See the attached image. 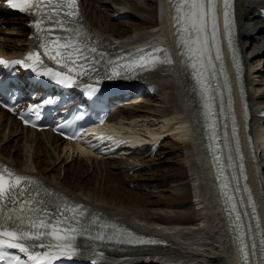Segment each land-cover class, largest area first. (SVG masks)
Wrapping results in <instances>:
<instances>
[{
	"label": "bare ground",
	"instance_id": "6f19581e",
	"mask_svg": "<svg viewBox=\"0 0 264 264\" xmlns=\"http://www.w3.org/2000/svg\"><path fill=\"white\" fill-rule=\"evenodd\" d=\"M117 2L116 5L128 4V9L125 8L117 11L115 8H108L106 12H102L101 9L105 6L104 1L96 0L93 6L88 5L87 10H89L88 13L91 15V20L95 17L99 18L103 23L106 22L105 16H111V13L121 14L134 12L143 15V21H141V24H135V36H132L133 38L130 36L126 39H119V42H130L132 39H147L149 33L155 35V29L158 26H162L164 23V20H160V0H118ZM239 4L243 7L240 18L245 25L244 29L241 31L242 38L247 43V36H252L255 30L262 28V32H259L257 36L260 39H264V21L258 18L253 11L255 8L264 7V0H239ZM120 6L122 7V5ZM4 20L5 22L12 21L10 24H14L15 21L18 22L16 23L18 32H21L23 37L26 38V40H24L25 42H31L29 39L30 30L24 18L10 16L7 13L4 14ZM89 24L101 37L108 38L107 32L97 28L98 26H94L90 22ZM105 24L107 25V23ZM114 28V32L121 35V37L127 32L120 28ZM9 31H12L11 27L0 29V38L5 40V42H0V50L5 54H14L25 49L23 48L24 44L17 46V44L11 43V39H6L5 37L2 38L1 34L8 33ZM109 31L110 30L108 29V32ZM260 35H263V38ZM107 46H110V44ZM144 75H148L147 78H145L146 82H143L147 86H155L152 82H156L159 85L163 83L165 85V88L169 91V106L164 109H138L133 111L121 108L122 110L116 111L111 117V120H116L120 116H128V119H133L134 121H146L151 119L156 121L154 125H158V128L151 129L147 127L146 131H141L142 133L161 129L163 133L155 136V140H159L163 136L171 134L176 142H178L176 143V148L181 149L182 154L180 155L179 153L178 157L182 159H178L175 163H164L165 160H163L157 167V170L155 168V172H159L157 173L158 175H156L157 183L161 185L168 181V178H166L165 175H162L163 171L177 170L179 172V174H177L178 172L176 174L173 173L174 175L172 176V182H175L176 184L173 186L168 185L166 189L162 190L164 191V195H160L167 199V201L165 199V203L172 202L171 204L174 205L177 210L170 211L168 215L159 214L152 207L147 208V206L152 203H160L159 199H153V201L150 200L147 202L144 199L145 197L142 198L139 193L131 192L132 194L130 193V196L126 193V188L123 189V187H119L120 185H126L128 183V186L129 184H133L143 188L150 183H154V181L147 183L141 182L136 179L135 176H130L132 169H129L126 172H113L112 170L103 172V170H101V174L106 173V178H104V175L102 174L103 178H101V180L103 179L109 184V186H106L104 189L98 188L97 181L91 176L89 181L82 183L81 185H71L65 181L59 182L58 177L54 176L53 180L59 182H55L54 184L61 192H70L71 194L68 195L75 201H85L91 204L93 208L101 209L104 212L131 224L140 231L156 233L171 240V245L166 247H144L136 249L131 255L137 258V264L139 262V264L151 263V261L148 260H155L153 263L156 262L158 264H241V253L237 248L234 229L227 222L228 220L226 221L225 219L226 217L222 211L223 204L220 194L216 192L214 178L211 172L206 168L204 140L196 126L188 124V121L184 120L185 117L189 116L188 109H190L191 103L185 99V96L190 91V85L192 82L189 80L186 73L184 74L177 65L163 66L155 71H148ZM127 85H134V80L125 84V86ZM258 96H261L260 103H264V94H259ZM140 99L143 100V98ZM252 109L256 111L257 108L253 107ZM182 111H185V113H182ZM0 119L3 120L4 118L0 116ZM6 120H9L10 122L8 123L13 125L16 123V121L10 117L6 118ZM11 121H13V123ZM252 128L253 133L256 136V141L262 144L260 150L263 151L264 156V120L262 118L254 117ZM122 129L125 130V128L122 127L119 128V130L113 128V136L122 139L128 137L123 135ZM126 129L133 131L131 127ZM21 132L24 134L27 133V135L20 137L17 140V146L20 147L21 152L13 154L8 147H1L0 155L15 164L22 171L36 172L43 177H47L49 174L46 175L47 173L41 169L39 158L36 159V156L41 158L40 153H45L48 157L46 159H51L55 152L58 154L59 150L61 152L64 149H71L77 154L72 145L67 144L66 146L65 143L60 142L57 137L52 136L48 132H45V134L48 135H45V139L29 130L21 129ZM28 133H30V135H28ZM130 138L141 140L134 134H131ZM156 143L158 144V141L147 142V146L142 150L147 149V147L155 149L157 148ZM62 145L63 147L61 148ZM50 148H53L52 153H50ZM82 154L77 155L87 157L90 160L95 156L96 160L98 158L97 154L91 155L84 150H82ZM46 159L42 161L49 165ZM166 160L171 161L173 159ZM56 161L57 160L54 159L53 162L56 163ZM135 161L138 160L136 159L134 162ZM52 165L53 164L49 165V168H51ZM86 168L89 167L79 162L78 171L75 169L72 170L71 167H66L64 172L65 175L72 180H78L79 174L84 173ZM59 170V168L56 169L52 166V171ZM88 170H90V168ZM189 172L192 174H189ZM127 177H129L127 179L128 182H125L124 180ZM252 182L254 185V193L259 204L258 216L260 218L261 228L264 230V188L263 190H258L256 182L254 180H252ZM110 183L113 186L110 185ZM150 186L151 185H149V187ZM123 191L125 192L122 193ZM194 193V197L199 205V208H197L199 212L197 211V213L191 208L193 205L191 198ZM203 235L213 242H216V245L212 246V250L203 248L201 245L202 243L198 244L197 240L201 237L203 239ZM145 257L146 259L144 260Z\"/></svg>",
	"mask_w": 264,
	"mask_h": 264
},
{
	"label": "snow or ice",
	"instance_id": "6c2138e0",
	"mask_svg": "<svg viewBox=\"0 0 264 264\" xmlns=\"http://www.w3.org/2000/svg\"><path fill=\"white\" fill-rule=\"evenodd\" d=\"M9 6L19 10L21 13L34 14L33 27L36 29L38 37L42 40L41 47L45 49V55L49 59L54 60L57 64L63 62V67L67 73L61 71H53L51 68L44 72H38V75L50 76L57 84L71 87L76 83L77 77L93 75L101 77L100 65L105 55L99 53L97 48L91 46L88 34L82 27H75L77 24V5L76 0H7ZM218 0H176L174 17L178 26L179 45L185 51L181 55H186L191 60V66L196 72L197 82L201 87V95L204 97L206 109L205 116L211 119L209 127L213 135L210 137L216 140V116L214 110V95L219 91L220 85L210 86L209 80L211 74L216 71L214 61L222 62L221 41L219 33L218 19ZM47 22L48 27H42ZM224 27L227 33V40L230 47L233 45V12L230 0H224ZM59 29L64 35H55L54 39H50L54 35V29ZM213 47L215 54L213 55ZM165 49L140 50V56L133 64H129L127 68L141 67L151 64L155 65L160 61V57L155 53L165 52ZM170 57V53L168 54ZM233 59L235 60V48H233ZM28 60L34 64L42 63L40 52L29 54ZM166 62L172 63L171 59ZM5 61L0 60V64ZM15 64H23V61H15ZM109 64L112 62L109 61ZM29 67L30 65H25ZM119 65H113L110 74H105L110 79L112 76L120 75L117 71ZM35 70V69H33ZM225 71V83L228 84V77ZM237 71L239 72V63H237ZM230 87V86H229ZM88 94L92 95L99 89L92 85H87ZM231 100V97H230ZM45 104L52 103L51 99L44 101ZM221 103L222 93H221ZM39 115V113H34ZM25 124L30 121L24 119ZM227 119V118H226ZM233 132L235 127V113H232ZM225 133L223 139L227 141V125L225 124ZM237 151L239 152V141L237 138ZM218 159V157H217ZM231 159V155H229ZM238 169L232 173V179L235 181L234 191L240 190V174L243 179L247 180V176L243 164V156L240 154L239 163L235 166ZM219 171V169H218ZM227 185H222V190ZM247 190V189H246ZM248 200L251 201L250 190ZM59 197L47 189L41 190L38 182L33 178L21 174H17L8 168H0V261L6 264H43L45 259L51 261L57 256L65 255L68 257L81 254L82 250L77 245L79 237H86L93 241H103L108 238L109 234L102 231L105 227L116 229L118 226L99 225L94 235L87 222L88 213L82 205H74L71 215L68 216V205L65 200H60L57 204L55 201ZM231 201V213H235V229L237 230V239L239 241V251L241 253L244 264H253L252 257L255 258V264H264V230L260 229L259 217L256 214L255 203H252V216L255 217V230L259 231V246L257 238L253 235V225L251 221L244 224L242 217L249 215L246 211H237V203L235 197H227L226 203ZM243 202V198H241ZM61 208L64 211H61ZM47 216L46 221L43 216ZM59 215L62 219L57 224L51 223V220ZM97 221L99 217L94 218ZM115 238V233H112ZM123 233L121 237H123ZM246 236L251 240L249 246ZM48 237H52L56 243L53 245L51 241L45 243ZM119 242L129 244L154 243L155 241L143 240L135 237L132 233H127V239H120ZM55 247L56 251L51 249ZM36 248L48 249L47 251H35ZM18 250L25 254L27 260H22L20 256L10 255L8 250ZM103 258V252L94 253ZM92 264H97L96 260Z\"/></svg>",
	"mask_w": 264,
	"mask_h": 264
},
{
	"label": "rangeland",
	"instance_id": "374dc122",
	"mask_svg": "<svg viewBox=\"0 0 264 264\" xmlns=\"http://www.w3.org/2000/svg\"><path fill=\"white\" fill-rule=\"evenodd\" d=\"M96 0H90V2L88 1V3H90V6L94 5ZM104 1V8L101 9L102 12H106L108 8H115V10L119 11L120 9H128L127 6H129L128 4H118L116 5V2L118 0H103ZM118 3V2H117ZM122 5V7L120 6ZM124 6V7H123ZM89 10H87V19L90 23H92V25L94 26H98L97 28L107 32V35L116 38V39H126L127 37H132L135 36V24H141V21H143V15L138 14V13H134V12H127V13H121V14H114L111 13V16L109 17L108 15L105 16L106 18V22L103 23V21H100L99 18H93L91 20V15H89L88 13ZM116 13V12H115ZM92 21V22H91ZM137 21V22H136ZM7 28L11 27L12 31H9L8 33H4L1 34L2 38L5 37L6 39H11V43H15L17 44V46H19L20 44L24 43V37L22 35L21 32H18L17 29V25L15 21L14 24H10L11 22H6ZM107 23V25L105 24ZM110 24V25H109ZM107 27V28H106ZM120 28L124 31H127L126 34L119 35L118 33H115L113 28ZM2 29H5L3 27H0ZM112 28V29H111ZM108 29L110 30L108 32ZM115 29V28H114ZM261 33V31L255 30L253 37L250 39V43H247V48L246 50H248L245 54H247V56L251 57L250 60L248 61V67L250 68V74L249 77L252 81L256 82V85H250V101H251V105L254 107L255 105L258 104H264V103H260L261 100V96H258L259 94H264V39H258L257 34ZM113 34V35H112ZM256 34V35H255ZM261 37L263 35H260ZM259 36V37H260ZM255 37V38H254ZM263 38V37H262ZM252 40V41H251ZM263 41V43H262ZM10 44V42H9ZM249 46V47H248ZM253 74V77H252ZM156 94L154 96H147L145 97L146 99H144V101L141 104H135V105H126L125 107H122V109L125 110H129V111H133V110H138V109H143V110H148V109H164L167 108L169 106V101H168V96H169V91L165 88L160 87L157 91H155ZM142 100V99H140ZM119 109V110H122ZM132 120H126L125 122L129 123ZM141 122V123H139ZM137 123V124H136ZM154 123H156V121L154 120H146V121H139V120H133V125H129V124H124L125 129L131 127V129L134 132H138V133H142L144 131H146L147 127L149 128H158V125H154ZM9 124V123H8ZM129 126V127H128ZM14 129V130H13ZM11 129L9 126L7 127L5 125V123H2V121L0 120V148L2 147H8V149L13 153H19L21 152L20 147L17 146V140L20 137H24L26 134L22 133V135H19L21 133H18L16 128ZM12 130V131H11ZM129 130V129H126ZM142 131V132H141ZM18 133V134H17ZM28 135H30V133H28ZM47 134H43L44 139L46 138ZM48 136V135H47ZM176 140L173 136H169L167 138H165L164 141H161L158 145L157 148L155 149H145V150H139L135 153H132L131 155H124V154H119L117 156H119V158H123V160L120 159H116V158H98L97 160L93 158V160L89 159H79L76 158V156L72 153L69 152L68 150L63 152L60 150L58 151V154H56V152L53 155V158L51 159H46L48 158L47 155H45V153H40L41 158L36 156V159L39 158V163L41 164V169H43L44 172H46L48 175L47 177H49V179H54V176L58 177V181H65L68 184L71 185H81L82 183H85L87 181H89V179L92 177L94 180L97 181V187L104 189L106 186H109V184L104 181L103 179L101 180V178H103L102 176L104 175V178H106V173H102L101 174V170H103V172H106L108 170H112L113 172H121V171H128L129 169H132L130 176H135L136 179L140 180L141 182H152L154 181V183H150L149 185H151L149 187V185L144 186L143 188H140V186L138 185H130L128 186V183L126 185H120L119 187H123L126 188L127 190V194L131 196V192H137L139 193V195L143 197H145L144 199L148 202V201H153V199H159L160 203H152L151 205H148L147 208L152 207L153 209L156 210L157 213L162 214V215H168L170 211L172 210H177V208L172 205V202H167L165 203V199L160 195H164V189H166V187L169 186H173L174 184H176L175 182H172V176L174 174H176L178 171L177 170H172V171H163L162 175H165L166 178H168L167 183L161 185L158 184L157 182V173L159 172H155L157 170V167L159 166V164L161 163V161L165 160L164 163H175L178 159H182L180 157H178L179 153L181 154V149L176 148ZM63 146H61L62 148ZM17 149V150H16ZM53 152V148H50V153ZM59 153H60V158H59ZM137 153V154H136ZM140 153V154H139ZM114 156V155H113ZM127 157V158H126ZM177 157V158H176ZM47 160L48 164L55 167L56 169H60L59 171H52V166L51 168H49V165H47L46 163H44V161L42 160ZM57 160L56 163H54L53 161ZM128 159V160H127ZM138 160L135 161L134 160ZM166 159H173L171 161H167ZM79 162L82 164H85L87 167L90 168V170H88L89 168H86L85 170V174L81 173L79 174L78 180H72L70 177L65 175V168L66 167H71L72 170H76L78 171L79 168ZM46 164V165H45ZM134 167H133V166ZM132 167V168H131ZM139 168V169H138ZM156 168V170H155ZM98 172H97V170ZM139 171H138V170ZM81 170V169H80ZM79 170V171H80ZM90 173V174H89ZM167 173V174H166ZM174 173V174H173ZM179 174V172L177 173ZM189 174H192L191 172H189ZM97 175V176H96ZM91 176V177H90ZM94 176V177H93ZM96 177V178H95ZM129 177H127L124 181L128 182L127 179ZM58 181L55 180V182L59 183ZM82 181V182H81ZM54 182V183H55ZM106 182V183H105ZM53 183V182H52ZM66 183V184H67ZM173 183V184H172ZM158 184V185H157ZM110 185H112L110 183ZM113 186V185H112ZM162 186V187H160ZM152 187V188H151ZM125 191H123L122 193H124ZM155 192V193H154ZM131 193V194H130ZM195 193L192 195V202L193 205L191 208H193L192 210L195 211V213H197V211L199 212V210L197 208H199V205L197 204L196 198L194 197ZM149 196V199H148ZM159 197V198H158ZM162 197V198H160ZM167 201V199H166ZM163 202V203H162ZM169 205V206H168ZM172 205V206H171ZM198 206V207H195ZM166 225V224H164ZM206 236L203 235V239L202 237L199 238L198 244H201L203 246V248L208 249V250H212V246L216 245V242H213L212 240L208 239ZM207 241H206V240Z\"/></svg>",
	"mask_w": 264,
	"mask_h": 264
}]
</instances>
